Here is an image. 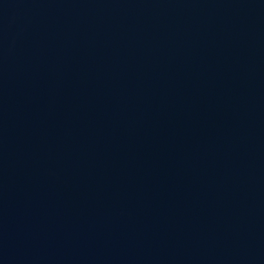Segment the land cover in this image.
<instances>
[{"label": "water", "instance_id": "1", "mask_svg": "<svg viewBox=\"0 0 264 264\" xmlns=\"http://www.w3.org/2000/svg\"><path fill=\"white\" fill-rule=\"evenodd\" d=\"M0 264H264V0H0Z\"/></svg>", "mask_w": 264, "mask_h": 264}]
</instances>
